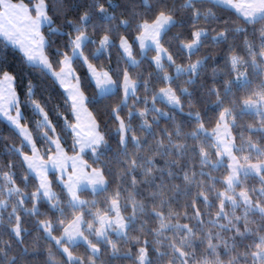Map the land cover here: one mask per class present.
Masks as SVG:
<instances>
[{
  "label": "snow or ice",
  "instance_id": "obj_1",
  "mask_svg": "<svg viewBox=\"0 0 264 264\" xmlns=\"http://www.w3.org/2000/svg\"><path fill=\"white\" fill-rule=\"evenodd\" d=\"M0 123V264H264V0H0Z\"/></svg>",
  "mask_w": 264,
  "mask_h": 264
},
{
  "label": "trees",
  "instance_id": "obj_2",
  "mask_svg": "<svg viewBox=\"0 0 264 264\" xmlns=\"http://www.w3.org/2000/svg\"><path fill=\"white\" fill-rule=\"evenodd\" d=\"M25 2H27V0H25ZM37 2H38V0H32L33 5H35ZM115 58H116V52L114 50L113 51V60H115ZM9 60H10V62H14V55L12 53H9ZM0 134L8 135V130H7L6 127L3 126L2 123H0ZM69 154L72 155L71 152H69ZM85 198H90V197H88L87 194H86L85 195ZM78 251L79 252H83V248L78 249Z\"/></svg>",
  "mask_w": 264,
  "mask_h": 264
},
{
  "label": "rangeland",
  "instance_id": "obj_3",
  "mask_svg": "<svg viewBox=\"0 0 264 264\" xmlns=\"http://www.w3.org/2000/svg\"><path fill=\"white\" fill-rule=\"evenodd\" d=\"M70 155V154H69Z\"/></svg>",
  "mask_w": 264,
  "mask_h": 264
}]
</instances>
